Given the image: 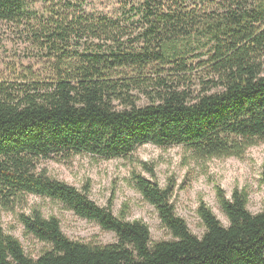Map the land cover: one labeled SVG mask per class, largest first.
Wrapping results in <instances>:
<instances>
[{"label":"trees","instance_id":"trees-1","mask_svg":"<svg viewBox=\"0 0 264 264\" xmlns=\"http://www.w3.org/2000/svg\"><path fill=\"white\" fill-rule=\"evenodd\" d=\"M128 1L133 14L113 18L68 0H42L40 8L0 0V23L43 65L0 78V211L50 246L32 259L0 227V264H264V211L251 214L245 193L228 199L218 191L228 227L200 207L199 239L176 216L171 188L133 175L174 238L152 245L144 223L115 217L89 188L42 168L81 155L128 159L149 144L183 147L196 160L241 158L264 141V0H224L210 11L191 0ZM195 82L203 86L197 95ZM31 196L63 204L117 243L73 241L57 218L17 212Z\"/></svg>","mask_w":264,"mask_h":264},{"label":"rangeland","instance_id":"rangeland-1","mask_svg":"<svg viewBox=\"0 0 264 264\" xmlns=\"http://www.w3.org/2000/svg\"><path fill=\"white\" fill-rule=\"evenodd\" d=\"M41 1L34 0V7L40 8ZM68 1L75 8H82L88 13H102L113 18L133 14L129 12L131 2L128 0H123L128 5L126 10L119 8L120 0ZM191 1H196L199 7L207 11L217 9V5L224 2ZM34 55L15 38L8 27L0 23V78L11 79L15 72L26 67L43 68ZM191 87L195 95L203 88L200 82H195ZM139 104L146 105L147 101L142 98ZM42 168L47 170L50 177L81 191L89 188V198L97 206L110 209L115 217L124 218L127 222L144 223L149 228L152 245L173 241L174 238L163 226L157 210L135 188L133 175L153 181L162 189L171 188V203L176 216L199 239L206 232L199 215L202 206L210 210L222 225H229L219 203V190L228 199H231L235 191L245 193L248 199L247 210L251 214L264 211V141L249 148L241 158L196 160L183 147L161 149L149 144L138 148L128 159L106 161L81 155L70 160L56 158L44 161ZM33 208L39 209L47 219L57 218L61 222L62 232L70 240L97 247L117 243L115 233L104 231L95 222L80 219L58 202L31 196L28 198V207L17 212L30 214ZM0 227L6 234L15 237L26 255L32 259L50 249L48 244L28 235L15 214L0 211Z\"/></svg>","mask_w":264,"mask_h":264}]
</instances>
